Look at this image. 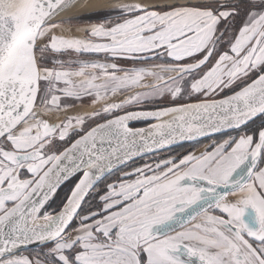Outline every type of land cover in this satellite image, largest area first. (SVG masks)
Masks as SVG:
<instances>
[{"label":"snow or ice","instance_id":"1","mask_svg":"<svg viewBox=\"0 0 264 264\" xmlns=\"http://www.w3.org/2000/svg\"><path fill=\"white\" fill-rule=\"evenodd\" d=\"M80 5L0 0V264H264V0Z\"/></svg>","mask_w":264,"mask_h":264},{"label":"bare ground","instance_id":"2","mask_svg":"<svg viewBox=\"0 0 264 264\" xmlns=\"http://www.w3.org/2000/svg\"><path fill=\"white\" fill-rule=\"evenodd\" d=\"M119 0H81V5L77 8L73 9L74 13H87L90 11H94L97 7L117 3ZM59 34V33H58ZM76 34V33H73ZM88 105H77L67 110V114H72L74 112H84V111H90ZM64 113L51 115V120H58L60 115H63Z\"/></svg>","mask_w":264,"mask_h":264},{"label":"trees","instance_id":"3","mask_svg":"<svg viewBox=\"0 0 264 264\" xmlns=\"http://www.w3.org/2000/svg\"><path fill=\"white\" fill-rule=\"evenodd\" d=\"M143 124H145V122H143V123H136V124H133V126L143 125ZM206 140H204V141H206ZM185 146H188L187 150H189L190 145L184 144L183 147H185ZM177 148H182V147H175L174 149H177ZM69 187H70L69 184H65L64 186L61 187V189L58 190V193L56 194L55 198L53 197L54 199H52L50 201L51 207L48 208L47 210H49V211L57 210L58 207L61 206V201L64 199V197L68 193Z\"/></svg>","mask_w":264,"mask_h":264},{"label":"rangeland","instance_id":"4","mask_svg":"<svg viewBox=\"0 0 264 264\" xmlns=\"http://www.w3.org/2000/svg\"><path fill=\"white\" fill-rule=\"evenodd\" d=\"M85 23H87V21H85ZM77 105H88L87 102H85L84 104H76L75 106ZM143 123V122H141ZM208 143H211V140H206V141H203V143H201L197 148H196V151L199 152L200 150H202L204 144H208ZM188 146H185V147H182V148H177V149H174L175 152L177 153H180V152H185L187 150ZM68 194V193H67ZM56 196V195H55ZM54 196V198H55ZM53 198V199H54ZM36 248V247H35ZM35 248H30V249H26V250H23V251H20L18 254H23V255H32L34 253V250Z\"/></svg>","mask_w":264,"mask_h":264},{"label":"water","instance_id":"5","mask_svg":"<svg viewBox=\"0 0 264 264\" xmlns=\"http://www.w3.org/2000/svg\"><path fill=\"white\" fill-rule=\"evenodd\" d=\"M141 122H145V121H134V122H132V126H133V124L141 123ZM147 123H148V122H145V124H143V125H137V126H134V127H146V126H147ZM35 247H36L35 245H30V246H27V247L22 246V247L19 249V252H20V251H23V250H26V249H30V248H35Z\"/></svg>","mask_w":264,"mask_h":264},{"label":"flooded vegetation","instance_id":"6","mask_svg":"<svg viewBox=\"0 0 264 264\" xmlns=\"http://www.w3.org/2000/svg\"><path fill=\"white\" fill-rule=\"evenodd\" d=\"M208 140H210V139H208Z\"/></svg>","mask_w":264,"mask_h":264}]
</instances>
